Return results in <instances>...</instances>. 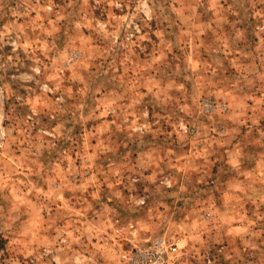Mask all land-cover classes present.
I'll return each mask as SVG.
<instances>
[{"label": "rangeland", "instance_id": "rangeland-1", "mask_svg": "<svg viewBox=\"0 0 264 264\" xmlns=\"http://www.w3.org/2000/svg\"><path fill=\"white\" fill-rule=\"evenodd\" d=\"M264 264V0H0V264Z\"/></svg>", "mask_w": 264, "mask_h": 264}, {"label": "built area", "instance_id": "built-area-1", "mask_svg": "<svg viewBox=\"0 0 264 264\" xmlns=\"http://www.w3.org/2000/svg\"><path fill=\"white\" fill-rule=\"evenodd\" d=\"M156 246H158L159 248V252L161 251V255L155 260H142V264H162L164 262V252L166 251L165 248V241H156Z\"/></svg>", "mask_w": 264, "mask_h": 264}]
</instances>
